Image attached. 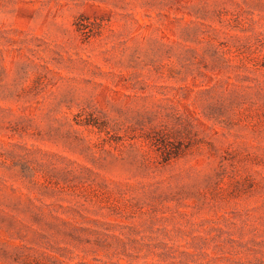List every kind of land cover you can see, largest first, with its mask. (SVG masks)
I'll list each match as a JSON object with an SVG mask.
<instances>
[{
    "label": "rangeland",
    "instance_id": "1",
    "mask_svg": "<svg viewBox=\"0 0 264 264\" xmlns=\"http://www.w3.org/2000/svg\"><path fill=\"white\" fill-rule=\"evenodd\" d=\"M0 264H264V0H0Z\"/></svg>",
    "mask_w": 264,
    "mask_h": 264
}]
</instances>
